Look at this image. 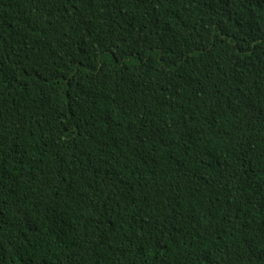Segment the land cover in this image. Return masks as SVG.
<instances>
[{"label": "trees", "instance_id": "obj_1", "mask_svg": "<svg viewBox=\"0 0 264 264\" xmlns=\"http://www.w3.org/2000/svg\"><path fill=\"white\" fill-rule=\"evenodd\" d=\"M0 264H264V0H0Z\"/></svg>", "mask_w": 264, "mask_h": 264}]
</instances>
